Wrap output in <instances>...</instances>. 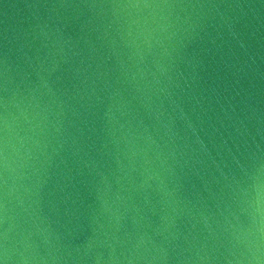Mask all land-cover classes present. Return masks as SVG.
<instances>
[{"label": "water", "instance_id": "obj_1", "mask_svg": "<svg viewBox=\"0 0 264 264\" xmlns=\"http://www.w3.org/2000/svg\"><path fill=\"white\" fill-rule=\"evenodd\" d=\"M0 264H264V0H0Z\"/></svg>", "mask_w": 264, "mask_h": 264}]
</instances>
